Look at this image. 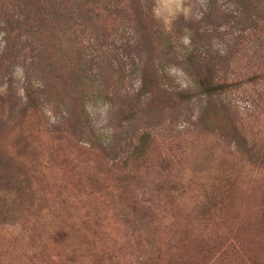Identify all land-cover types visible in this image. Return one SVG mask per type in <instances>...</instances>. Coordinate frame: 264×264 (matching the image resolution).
<instances>
[{
  "label": "rangeland",
  "instance_id": "obj_1",
  "mask_svg": "<svg viewBox=\"0 0 264 264\" xmlns=\"http://www.w3.org/2000/svg\"><path fill=\"white\" fill-rule=\"evenodd\" d=\"M9 1L0 0V9L14 5ZM219 6L233 11L229 0ZM203 10L204 0H156L154 18L178 53L190 47L182 27L199 22ZM219 33L214 51L232 48L246 56L229 73L264 64V32L246 39L225 26ZM104 44V53L93 36L83 44L88 80L100 88L91 83L85 99L98 142L65 133L62 86L51 77L45 87L34 51L19 62L5 60L0 25V264H264L259 167L241 160L230 140L220 141L209 159L211 138L193 133L198 104L172 115L141 113L127 127L120 101L100 93L113 76L125 79L132 94L139 77H130L132 61L120 53L125 40ZM165 63L173 87L189 89L183 68ZM233 101L240 116L251 119L250 146L264 149L263 109L256 113L239 95ZM144 128L156 131L157 149L146 163L126 166L125 152Z\"/></svg>",
  "mask_w": 264,
  "mask_h": 264
},
{
  "label": "trees",
  "instance_id": "obj_2",
  "mask_svg": "<svg viewBox=\"0 0 264 264\" xmlns=\"http://www.w3.org/2000/svg\"><path fill=\"white\" fill-rule=\"evenodd\" d=\"M220 1L204 0L200 21L185 23L182 27L190 38V47L181 54L173 38L166 35L154 18L156 0H14V5L0 9L5 60L19 62L26 59L27 50L36 52L33 59L38 61L37 74L45 87L51 77L62 86L61 101L67 115L65 133L90 136L98 141L85 103L89 85L95 83L88 80L85 72L87 51L83 44L93 36L97 49L104 53L105 42L116 38L125 40L120 53L132 61L130 77L137 75L140 87L131 94L123 83L125 79L111 76L108 89L100 93L111 102L120 101L123 123L130 127L141 113L172 115L198 104L193 133L197 139L202 133L211 138L209 159L214 157L220 141L230 140L241 160L254 163L261 170L257 175L262 178L264 193V149L255 144L250 146L251 119L240 116L233 101L239 95L247 98L256 113L264 111V64L246 72L229 73L237 70L238 63L246 56L232 48L216 52L212 45V39L220 37L219 31L225 26L238 30L246 39L263 33L264 0H229L233 4V11L229 13L220 8ZM54 42L59 49L53 46ZM166 61H174L188 74L189 89L173 87V80L165 71ZM94 87L99 93L100 88ZM29 99L36 110L37 93ZM155 133V130L144 128L134 134L125 152L126 166L129 163L142 165L153 156L160 142ZM98 145L103 154H108L101 144ZM121 173L130 171L122 170ZM229 176L226 178L230 181ZM211 196L213 201L215 198ZM258 216L257 235L261 238L264 235V197ZM217 253L224 255L221 251ZM220 258L219 255L216 261Z\"/></svg>",
  "mask_w": 264,
  "mask_h": 264
}]
</instances>
